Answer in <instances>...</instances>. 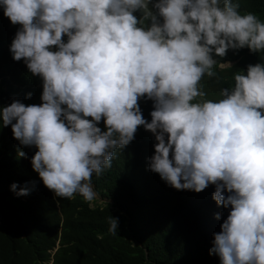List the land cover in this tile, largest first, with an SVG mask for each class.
Returning <instances> with one entry per match:
<instances>
[{
    "label": "clouds",
    "instance_id": "obj_1",
    "mask_svg": "<svg viewBox=\"0 0 264 264\" xmlns=\"http://www.w3.org/2000/svg\"><path fill=\"white\" fill-rule=\"evenodd\" d=\"M0 8L20 26L12 58L42 80L41 103L0 106V127L36 148L31 167L47 189L97 199L93 174L143 126L156 141L152 172L177 190L214 185L212 198L229 209L210 254L220 264H264V63L235 73L220 99L201 88L217 76L214 54L264 52V21L239 0H0ZM141 98L153 101L150 121ZM108 223L115 234L117 219Z\"/></svg>",
    "mask_w": 264,
    "mask_h": 264
},
{
    "label": "trees",
    "instance_id": "obj_2",
    "mask_svg": "<svg viewBox=\"0 0 264 264\" xmlns=\"http://www.w3.org/2000/svg\"><path fill=\"white\" fill-rule=\"evenodd\" d=\"M239 4L264 21V0ZM19 27L0 8V106L13 100L41 103V78L10 52ZM214 58L217 76L201 81L211 100L221 98V88L233 86L235 73L264 63V52L230 48ZM226 62L230 65L218 66ZM139 107L150 121L153 101L141 98ZM98 126L103 129V121ZM155 143L153 133L139 127L128 145L115 150L111 167L93 174L97 199L89 202L79 194L55 196L31 167L36 148L21 145L10 125L0 127V264H220L209 250L229 209L212 198L214 185L201 192L177 190L152 172ZM20 188H27V195H19ZM111 216L117 219L115 234L108 230Z\"/></svg>",
    "mask_w": 264,
    "mask_h": 264
},
{
    "label": "rangeland",
    "instance_id": "obj_3",
    "mask_svg": "<svg viewBox=\"0 0 264 264\" xmlns=\"http://www.w3.org/2000/svg\"><path fill=\"white\" fill-rule=\"evenodd\" d=\"M230 63L229 62H226V63H223V64H219L218 66L221 67V66H226V65H229ZM49 263V262H48ZM47 263V264H48Z\"/></svg>",
    "mask_w": 264,
    "mask_h": 264
}]
</instances>
